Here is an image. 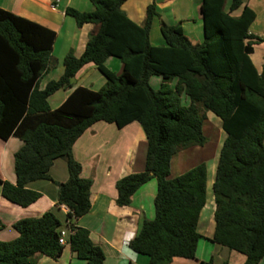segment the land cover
Returning <instances> with one entry per match:
<instances>
[{
    "label": "trees",
    "instance_id": "trees-1",
    "mask_svg": "<svg viewBox=\"0 0 264 264\" xmlns=\"http://www.w3.org/2000/svg\"><path fill=\"white\" fill-rule=\"evenodd\" d=\"M56 5L59 0H50ZM93 10L67 6L65 14L77 26L96 24L79 56L63 58V73L39 88L52 66L56 33L37 22L0 7V138L18 137L14 153L16 183L1 181V195L19 206L33 203L40 193L28 188L38 179H52L53 162L66 161L68 178L59 183L56 208L39 217L14 223L17 236L0 240V264H38L35 253L60 256L59 229L66 222L73 230L68 243L84 264H103L104 252L88 229L76 221L90 208L91 178L80 176L81 165L72 146L97 121L118 128L136 121L146 136L137 147L134 171L116 181L119 206L149 179L156 180L154 217L144 219L128 241L134 252L146 255L148 264H166L174 257L195 258L201 235L197 222L206 202L207 168L201 162L174 178V153L203 145L202 122L210 111L220 120L221 144L217 151L212 192L215 202L212 241L245 256L243 264H260L264 257V57L261 71L250 55L264 37L249 31L256 17L245 0H202L203 39L193 44L182 21L169 25L160 19L163 44L153 45L149 32L155 0L146 7L141 24L132 21L121 6L126 0H91ZM116 57L119 74L105 66ZM92 62L105 77L98 90L74 86L76 73ZM161 78L158 88L149 82ZM176 80L173 87L172 80ZM59 89H72L51 109L48 98ZM184 93L188 105L181 101ZM69 208L62 222L59 205ZM3 227L0 221V229ZM208 264H213L212 259ZM222 264H228L224 261Z\"/></svg>",
    "mask_w": 264,
    "mask_h": 264
},
{
    "label": "crops",
    "instance_id": "crops-1",
    "mask_svg": "<svg viewBox=\"0 0 264 264\" xmlns=\"http://www.w3.org/2000/svg\"><path fill=\"white\" fill-rule=\"evenodd\" d=\"M202 0H155L160 17L154 16L149 32L151 44H163L159 32L160 19L169 25L182 21V29L193 44L200 43L203 39V21L200 12ZM231 0L224 1L227 9ZM152 0H126L121 8L135 23L141 24L145 17L146 7ZM256 17L249 27V31L255 35L263 36L264 26H255L258 17L256 6L246 1ZM67 6L80 11L93 10L91 0H59L54 6L50 0H0V7L17 15L39 23L56 33L52 45V66L41 77L39 88L43 89L50 80L58 79L63 73V58L72 53L81 55L90 34L96 32L98 25L87 23L77 26L73 17L65 14ZM255 46V45H254ZM252 54L250 55L252 60ZM253 62V60H252ZM105 66L119 74L122 63L116 57L110 56L105 60ZM263 59L254 64L258 72L261 71ZM149 82L152 87L160 86L161 78L151 76ZM105 83V77L97 70L96 66L89 62L82 66L74 77V86H84L91 90H98ZM176 80L170 82L173 87ZM72 89H59L49 98L51 109L58 107ZM184 105L190 103V99L184 93L180 96ZM184 100V101H183ZM208 112V111H207ZM206 114L202 122V131L206 137L203 145H193L174 153L170 160V174L168 178H174L191 167L206 163L207 186L206 202L202 208L197 231L201 235L198 241L195 258L188 259L174 257L166 264H208L212 259L213 264H243L245 256L237 251L215 244L212 241L214 232L215 202L212 192V184L215 176L217 152H212V145H208L209 138L213 141L220 136V120L214 115ZM210 112V111H209ZM146 140L141 125L133 121L124 127L118 128L114 123L97 121L88 127L72 146L74 159L80 163V176L91 178L90 187L91 205L86 214L76 221V225L89 230L92 241L100 245L104 252L103 264H148L146 255L134 252L128 246V241L137 233L144 219L154 217V196L156 193L155 178L149 179L132 196L128 205L119 206L116 203V181L134 171V161L137 147L140 142ZM217 144V147L219 148ZM22 141L15 136L3 140L0 138V221L3 227L0 229V240L8 241L17 236L14 223L26 217H39L44 212L56 208L59 183L68 178L66 161L63 158L53 162L50 168L52 179H38L30 182L28 188L36 190L40 196L28 206L22 207L1 195V181L16 183L14 173V153L21 147ZM218 151V150H217ZM65 210L59 205L58 218L65 221ZM32 259L38 264H84L85 261L78 258L69 244L64 245L59 257L35 253ZM264 264V257L260 260Z\"/></svg>",
    "mask_w": 264,
    "mask_h": 264
},
{
    "label": "rangeland",
    "instance_id": "rangeland-1",
    "mask_svg": "<svg viewBox=\"0 0 264 264\" xmlns=\"http://www.w3.org/2000/svg\"><path fill=\"white\" fill-rule=\"evenodd\" d=\"M245 1H249L250 4L256 6V11L258 12V17H257V20L255 21L254 25L255 26L261 25V27H263L264 26V0H245ZM262 34H263V36H261V37H264V33H262ZM263 57H264V44L263 43L255 44L254 53L252 55V60H253L254 64L261 62ZM153 88H158V86H155ZM207 113L210 116L214 115L213 113H211L209 111ZM213 117H215V119H217V117L215 115ZM217 127L219 130L221 129V127H219V125H217ZM221 137H222V130H220V136L218 138L215 137L216 141H213L210 138H209V140H207L208 141L207 143L209 146L212 145V143H213V148H212L213 153L217 152V150H218L217 144L219 145V143L221 141Z\"/></svg>",
    "mask_w": 264,
    "mask_h": 264
},
{
    "label": "built area",
    "instance_id": "built-area-1",
    "mask_svg": "<svg viewBox=\"0 0 264 264\" xmlns=\"http://www.w3.org/2000/svg\"><path fill=\"white\" fill-rule=\"evenodd\" d=\"M60 206L65 210L66 213L70 211L69 208L64 204H61ZM72 233L73 230L69 226V223L66 222L65 225L59 229L58 242L63 246L69 244L68 236Z\"/></svg>",
    "mask_w": 264,
    "mask_h": 264
}]
</instances>
